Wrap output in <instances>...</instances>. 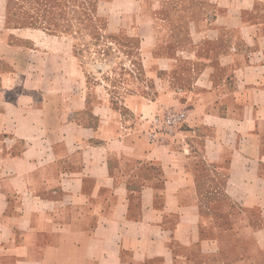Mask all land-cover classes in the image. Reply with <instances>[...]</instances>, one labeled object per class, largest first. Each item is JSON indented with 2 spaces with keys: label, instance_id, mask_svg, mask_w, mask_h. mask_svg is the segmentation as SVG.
Listing matches in <instances>:
<instances>
[{
  "label": "crops",
  "instance_id": "crops-1",
  "mask_svg": "<svg viewBox=\"0 0 264 264\" xmlns=\"http://www.w3.org/2000/svg\"><path fill=\"white\" fill-rule=\"evenodd\" d=\"M143 9L152 28L140 22ZM122 15L153 40L147 68L188 74L161 80L153 105L139 111H178L182 123L162 139L143 133L147 123L131 128L118 141L120 161L95 171L91 183L106 182L114 208L90 226L89 264H264V0H123ZM15 84L0 78V113ZM81 211L57 222L69 231L71 264H82ZM46 241L25 243L26 264L51 258ZM17 260L15 249L0 256Z\"/></svg>",
  "mask_w": 264,
  "mask_h": 264
},
{
  "label": "rangeland",
  "instance_id": "rangeland-1",
  "mask_svg": "<svg viewBox=\"0 0 264 264\" xmlns=\"http://www.w3.org/2000/svg\"><path fill=\"white\" fill-rule=\"evenodd\" d=\"M122 4L0 0V78L17 88L0 113V256L15 249L18 260L11 264H26V242L41 246L47 239L51 258L34 264H71L69 231L57 222L73 223L74 207L82 210L78 236L82 264H89L90 226L114 208L101 188L106 182L91 183L101 162L120 161L118 141L140 124H149L143 133L150 139L180 128L178 111L163 108L157 113L164 116L151 118L139 107L153 105L161 80L185 79L187 71L155 73L144 65L153 40L137 36L139 20H124ZM140 16L143 28H152L144 9ZM28 229L33 234L26 238ZM7 240L15 247L4 249ZM93 247L100 256L101 244Z\"/></svg>",
  "mask_w": 264,
  "mask_h": 264
},
{
  "label": "built area",
  "instance_id": "built-area-1",
  "mask_svg": "<svg viewBox=\"0 0 264 264\" xmlns=\"http://www.w3.org/2000/svg\"><path fill=\"white\" fill-rule=\"evenodd\" d=\"M170 121H172V119Z\"/></svg>",
  "mask_w": 264,
  "mask_h": 264
}]
</instances>
